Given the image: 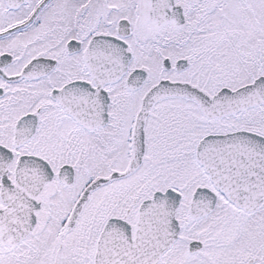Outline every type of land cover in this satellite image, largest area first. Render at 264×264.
<instances>
[{
	"label": "snow or ice",
	"instance_id": "6c2138e0",
	"mask_svg": "<svg viewBox=\"0 0 264 264\" xmlns=\"http://www.w3.org/2000/svg\"><path fill=\"white\" fill-rule=\"evenodd\" d=\"M0 264H264V0H0Z\"/></svg>",
	"mask_w": 264,
	"mask_h": 264
}]
</instances>
